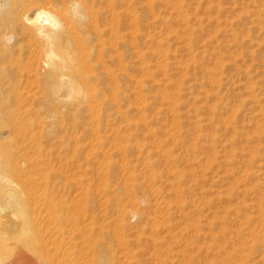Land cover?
<instances>
[{"label":"bare ground","instance_id":"6f19581e","mask_svg":"<svg viewBox=\"0 0 264 264\" xmlns=\"http://www.w3.org/2000/svg\"><path fill=\"white\" fill-rule=\"evenodd\" d=\"M142 3L0 0V264H134L128 231L131 219L148 221L139 207L146 197L128 167L130 175L120 177L131 181L129 191L116 186L115 175L119 162L153 166L142 156L139 131L153 135L151 100L170 97L156 77L177 71L178 63L163 50L156 66L143 60L149 54L141 42L148 16ZM255 14L254 23L263 24V13ZM179 101L169 104L171 111ZM154 138L152 147L163 149Z\"/></svg>","mask_w":264,"mask_h":264},{"label":"rangeland","instance_id":"374dc122","mask_svg":"<svg viewBox=\"0 0 264 264\" xmlns=\"http://www.w3.org/2000/svg\"><path fill=\"white\" fill-rule=\"evenodd\" d=\"M175 1L176 10L172 8ZM132 5L131 13L137 11V5ZM142 7L148 13L140 25L142 49L149 54L143 60L147 58L146 63L154 67L167 51L170 62L179 63V68L174 63L177 71L167 74L170 82L162 75L156 79L160 88L169 86L166 100L180 98V104L174 115L173 107L169 108L173 100H151L146 115L157 121L150 124L154 136L146 128L139 132L147 148L142 156L148 155L153 166L144 170L145 164L133 160L134 164L119 162L120 168L115 167L116 186L131 189V181L122 179L130 175L127 167L142 184L146 201L139 207L150 220H130V261L264 264V23H254L257 11L264 17V0H143ZM163 18L166 24L160 22ZM150 38L163 46L155 47ZM133 57L130 61L136 62ZM219 61L223 68L218 67ZM129 116L136 117L133 112ZM159 123L163 124L159 127ZM153 138L163 151L152 147Z\"/></svg>","mask_w":264,"mask_h":264}]
</instances>
